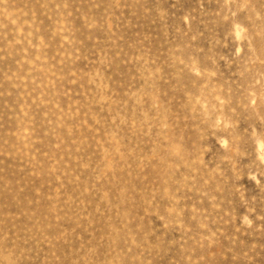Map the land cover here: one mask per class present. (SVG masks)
<instances>
[{
  "label": "rangeland",
  "instance_id": "1",
  "mask_svg": "<svg viewBox=\"0 0 264 264\" xmlns=\"http://www.w3.org/2000/svg\"><path fill=\"white\" fill-rule=\"evenodd\" d=\"M0 264H264V0H0Z\"/></svg>",
  "mask_w": 264,
  "mask_h": 264
}]
</instances>
